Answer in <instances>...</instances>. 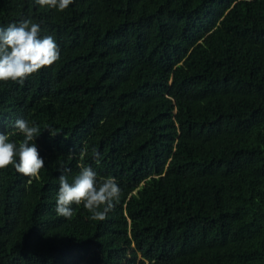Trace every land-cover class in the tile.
I'll use <instances>...</instances> for the list:
<instances>
[{
    "label": "trees",
    "instance_id": "1",
    "mask_svg": "<svg viewBox=\"0 0 264 264\" xmlns=\"http://www.w3.org/2000/svg\"><path fill=\"white\" fill-rule=\"evenodd\" d=\"M26 19L60 59L0 82V133L38 126L45 161L0 170V264H264V0H0ZM81 166L121 188L103 221L55 211Z\"/></svg>",
    "mask_w": 264,
    "mask_h": 264
},
{
    "label": "clouds",
    "instance_id": "2",
    "mask_svg": "<svg viewBox=\"0 0 264 264\" xmlns=\"http://www.w3.org/2000/svg\"><path fill=\"white\" fill-rule=\"evenodd\" d=\"M40 8L54 9L63 13L74 0H34ZM40 25L31 19L19 24L0 27V82L23 84L29 77L42 69L51 67L60 59V50L52 35L41 37ZM15 129L23 136L17 145L9 142V136L0 133V170L10 166L31 184L40 178L45 161L40 156L35 143L41 134L38 126L18 119ZM52 135V130H48ZM86 150L79 153L81 159ZM93 157L99 163L100 154L95 149ZM67 173L69 170H64ZM59 189L55 211L58 216L70 220L74 211L72 206L82 205L90 214V219L103 221L107 218L121 197V188L113 177L98 178L90 166H81L71 181L67 174L59 176Z\"/></svg>",
    "mask_w": 264,
    "mask_h": 264
}]
</instances>
